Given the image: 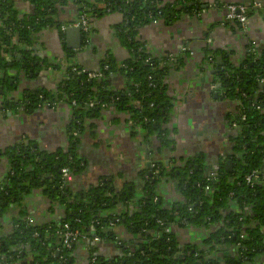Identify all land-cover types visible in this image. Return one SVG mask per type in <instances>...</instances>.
<instances>
[{"label":"trees","instance_id":"obj_1","mask_svg":"<svg viewBox=\"0 0 264 264\" xmlns=\"http://www.w3.org/2000/svg\"><path fill=\"white\" fill-rule=\"evenodd\" d=\"M24 1L30 10L20 14L16 0H0V113L6 109H22L27 113L44 103L55 106L64 102L71 107L72 114L65 126L66 148L47 152L31 141L0 148V158L4 157L9 165L0 181V218L11 207L15 209L12 231L0 235V264H23L25 260H32L33 264H72L74 246L70 249L61 246L60 233L66 222L87 237L113 241L118 247L120 254L113 259L102 258L92 248L89 258L95 259L90 264H255L259 257H264V182L250 185L244 178L253 169L264 171V81H260L264 80V51H252L248 43L244 60L233 65L228 54L217 63L219 52L204 48L203 59L209 55L213 59L214 90L239 102L238 112L229 123V127L233 122L237 124V128L229 129L230 152L214 170H209L214 172L215 180L205 181L209 171L201 163L203 156L195 155L170 168L161 161L154 162L140 171L137 187L118 188L103 180L85 191H75L61 170L67 168L75 174L84 169L78 151L80 136L85 132L93 136L94 126L86 121L98 116L101 110L113 107L115 111L129 113L130 121L142 129L146 138L153 134L158 137L159 152L173 143L169 139L170 130L165 127L173 110L166 82L172 66L166 62L167 55L156 57L148 53L138 31L154 20L171 25L198 11L202 1ZM69 1L76 5L79 17L121 14V21L112 30L128 56L118 61L106 50L95 69L101 72L100 77L88 80L86 72L78 74L71 70L73 66L78 70L83 67L75 59L76 51L65 47L64 33L60 30L64 23L57 19L58 9ZM44 29L58 31L66 64H50L40 54L43 45L38 33ZM183 62V56H178L174 69H179ZM22 66L26 73L48 68L59 70L63 78L53 89L37 88L28 91L21 102L13 101L6 98L14 85V76H9L8 71H20ZM115 74L122 79V88L112 85L111 77ZM72 99L75 106L70 103ZM90 99L98 103L87 105ZM103 102H108L109 107L103 108ZM227 159L232 161L231 171L225 169ZM166 176L173 180L181 196V200L169 206L156 190L158 182ZM205 185L210 186L209 191ZM35 188H40L49 201V210L52 211L54 202L62 206L59 222L28 223L24 199ZM171 224L211 230L199 244H180L175 234L166 230ZM116 225L132 234L133 239L119 240L113 230Z\"/></svg>","mask_w":264,"mask_h":264},{"label":"crops","instance_id":"obj_2","mask_svg":"<svg viewBox=\"0 0 264 264\" xmlns=\"http://www.w3.org/2000/svg\"><path fill=\"white\" fill-rule=\"evenodd\" d=\"M170 1V0H161ZM230 2H240L250 6L249 17L244 29L230 23H223L225 5ZM257 3L258 6L254 4ZM207 4L195 13L183 16L180 20L166 25L162 21L149 23L138 31V38L146 43L152 56L161 57L168 53H178L181 46H187L191 53L179 69H171L166 77L167 94L172 99L173 110L166 127L170 130L169 139L173 143L164 147L160 152L157 137L153 134L146 138L140 127L129 122L127 112L101 110L98 116L86 121L93 124V136L85 132L80 136L79 154L83 158L84 169L79 173L70 172L69 186L75 191H85L103 180H108L116 187L123 185L137 187L140 184V171L150 167V163L161 161L168 168L184 163L189 157L202 155L205 171L214 170L219 160L230 152L228 141L229 123L238 112L239 102L220 96L211 83L212 68L204 60V48L217 50V63L228 54V60L233 65H240L244 60L247 44L254 42L259 53L264 51V0H202ZM20 14L30 10L24 0H16ZM57 19L69 22L78 19L76 5L69 1L60 7ZM122 19L121 14L113 12L100 17H90L92 38L86 49L77 52L75 59L82 67L96 69L103 59L106 50L118 61L125 59L128 54L113 36L112 26ZM43 45L40 54L47 57L50 64L58 62L62 55L58 31L44 29L39 33ZM219 57V59H218ZM60 63V61H59ZM25 71L9 70L8 75L14 76L13 88L6 98L21 102L27 92L37 88L53 89L63 78L62 71L48 68L38 74ZM16 76V78H15ZM114 88L123 86L118 75L111 77ZM216 95V96H215ZM1 100V99H0ZM71 109L66 104H60L54 109L37 108L31 112L19 109L14 116L0 113V148L14 143L31 141L40 150L53 152L58 148H66L68 138L65 126L70 121ZM8 171L7 160L0 158V181ZM159 196L166 205L181 200L175 189L173 180L168 176L161 179L156 188ZM27 216L36 224L57 222L63 215L62 206H52L49 201L35 188L24 199ZM116 211H120L118 207ZM132 209V208H131ZM14 207L0 218V235L12 231V216ZM120 240H132L121 225L113 228ZM180 244L199 243L206 235L207 229L181 228L170 225ZM95 253L104 259H113L120 254L115 242L101 240L94 245ZM227 249V248H226ZM228 251V250H227ZM90 252L86 243L78 241L74 244L72 264H89ZM223 251L218 255H222ZM255 264H264V257H259Z\"/></svg>","mask_w":264,"mask_h":264},{"label":"built area","instance_id":"obj_3","mask_svg":"<svg viewBox=\"0 0 264 264\" xmlns=\"http://www.w3.org/2000/svg\"><path fill=\"white\" fill-rule=\"evenodd\" d=\"M170 1H172V0H170ZM15 5H16V3H15ZM254 5L258 6L257 3H255ZM16 8H17V6H16ZM248 13H249L248 5H246L244 3H240V2H230V3H227L225 5V11L223 13L222 21H223V23H230V24H233L236 27L239 26L240 28L244 29V27L246 26L248 17H249ZM156 22H158V21L154 20L151 23H156ZM67 26H78V27H80L81 31H82V34H83V36H82V43H83L82 45L83 46L82 47H85V45L86 46L89 45L90 38H92V35H93V31L91 30L90 17H88L86 15H82V16L78 17V19H75L74 21H69L67 23L64 22V24L61 26L60 30L64 33V31H65ZM39 33H38V35H39ZM84 33H86V35H84ZM250 49L252 51H255L256 47H255L254 42H250ZM147 50H148V48H147ZM186 53L190 54L191 53L190 49L187 46H181L180 50L178 51V53H168V54H164V55H167L168 59H167L166 62L170 65V67L172 66L171 69H174V65L177 63V57L178 56H182V55H187ZM186 58L187 57L183 56V60H185ZM212 60L213 59L210 56H208L207 59H206V62L210 65L211 68L213 67L212 66L213 65L212 64ZM59 61H60V64H62V65L66 64L64 56L58 57V62L57 63H59ZM106 67L107 66H105V68ZM71 70L73 72L78 73V74L86 72V77H87L88 80H91L93 78H97V77L101 76V72L98 71V70H95V69L88 70V69L83 67L82 70H78L77 67L73 66ZM260 81L263 82L264 80L262 79ZM212 86L215 88V85H212ZM122 87H120V88H122ZM70 103H71L72 106L76 105V101L74 99H72ZM97 103H98V101H96L95 99H90L88 101L87 105L92 106V105H95ZM60 104H65V103L64 102L56 103V104H54L55 106H49L48 103H44L42 105H38V108L39 109L40 108L54 109V108L58 107ZM101 105H102L103 108L109 107V103L108 102H103ZM108 109H110V107ZM11 112L12 111H10L9 109H6V111H5V113H11ZM129 122H131L130 119H129ZM131 124L136 126L132 122H131ZM165 127H166V125H165ZM231 128H237V124L235 122H233L231 124L230 129ZM153 163L154 162L150 163V167L153 166ZM182 164H178V165H182ZM7 165H8V162H7ZM8 169H9V165H8ZM61 173H62L63 177L67 178L69 176V174H70V171L67 168H62ZM244 178H245V182L247 184H250V185H253L255 183H262V182H264V171H261V170H258V169H253L250 172H248L245 175ZM215 179H216V177H215L214 172L213 171H209L207 173V177L205 178V181L206 182L207 181H213ZM205 189H206V191H209L210 190V186L209 185H205ZM52 206L58 207L59 204L54 202L52 204ZM26 219H27L28 223L35 224L34 220L31 217L27 216ZM61 219H62V217L57 222H59ZM187 227L194 228V229H202V228H195V227H192V226H187ZM166 230L168 232H172L170 230V225L167 226ZM210 230L211 229H208V231L206 232V235L210 232ZM242 236H243V234H241V237ZM60 237H61L62 249H64V248L70 249L71 247L74 246V244L76 242L83 241V242L86 243V248L88 249L89 252L92 250V248H94V245H96V243L101 241L99 239V237H97V236H93L91 238L87 237L79 229L73 228L67 222L64 223L63 226H62V231L60 233ZM195 244H199V243H195ZM59 250H60V248L57 249V251H59ZM94 259H95V256L89 258V264H90V262H93ZM62 260L65 261L66 257L65 256L62 257Z\"/></svg>","mask_w":264,"mask_h":264},{"label":"water","instance_id":"obj_4","mask_svg":"<svg viewBox=\"0 0 264 264\" xmlns=\"http://www.w3.org/2000/svg\"><path fill=\"white\" fill-rule=\"evenodd\" d=\"M208 5L207 4H202L201 5V8H205L207 7ZM82 31H81V28L78 27V26H67L65 31H64V42H65V47L67 49H72L76 52L79 53L80 49L82 48ZM77 56V54H76ZM19 58V57H18ZM219 59V57H218ZM22 71H24V66H22ZM39 72H35V74H38ZM29 77L32 76L31 74V71H29ZM17 85H14V87L16 88ZM262 87L264 88V83L262 84ZM30 91V90H29ZM28 94V93H27ZM216 96V95H215ZM113 107H110V110H112ZM7 116H14L16 117L15 115V111H12L11 113H7ZM225 169L227 171H231V168H232V161L227 159L225 160ZM58 254V253H57ZM23 264H33V261L32 260H25L22 262Z\"/></svg>","mask_w":264,"mask_h":264},{"label":"flooded vegetation","instance_id":"obj_5","mask_svg":"<svg viewBox=\"0 0 264 264\" xmlns=\"http://www.w3.org/2000/svg\"><path fill=\"white\" fill-rule=\"evenodd\" d=\"M202 1V0H201ZM250 9V8H249ZM249 14V13H248ZM86 47H88V45L86 46L85 45V47H82L80 50H83V49H86ZM256 52H258L257 50H255ZM75 53H77V52H75ZM210 56V55H209ZM211 57V56H210ZM213 66V65H212ZM212 69H213V67H212ZM157 137V136H156ZM157 139H158V137H157ZM158 142H159V144H160V141H159V139H158Z\"/></svg>","mask_w":264,"mask_h":264},{"label":"rangeland","instance_id":"obj_6","mask_svg":"<svg viewBox=\"0 0 264 264\" xmlns=\"http://www.w3.org/2000/svg\"><path fill=\"white\" fill-rule=\"evenodd\" d=\"M115 38V37H114ZM117 41V40H116ZM62 46H61V43H60V48H61ZM61 50H62V48H61ZM61 56H63V53H62V55ZM69 63L71 62L70 60L68 61ZM68 106V105H67ZM68 107H70V106H68ZM70 109H71V107H70Z\"/></svg>","mask_w":264,"mask_h":264}]
</instances>
